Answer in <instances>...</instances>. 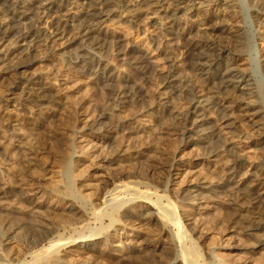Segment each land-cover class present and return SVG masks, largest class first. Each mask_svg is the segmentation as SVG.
<instances>
[{
  "label": "bare ground",
  "instance_id": "6f19581e",
  "mask_svg": "<svg viewBox=\"0 0 264 264\" xmlns=\"http://www.w3.org/2000/svg\"><path fill=\"white\" fill-rule=\"evenodd\" d=\"M234 1L235 0H0V73L8 77H13L11 79L12 81L7 85L6 90L0 93V109H2V111L4 110L5 114L8 112H12V114L14 112L17 113L19 112L20 106L28 103L31 106L29 108L34 111L35 115L43 120L49 121L59 109L67 106L69 107L73 99L82 96L86 88L93 86L92 78L87 75L89 72L93 74V77H104L109 86H114V89L112 88L114 93L113 91L111 92L115 94L117 101L113 106V110L120 114V116H123L121 118L120 128L123 123L124 126H127V128L125 126L126 132H124L126 133V138L124 141L113 149L110 148L109 151L107 150L108 152H104L106 151H103L104 147L97 145L98 147H95L97 148L96 154H88L87 158H85L87 164L84 169L76 170L75 167H73L78 163L79 159H81L80 155L74 156V153H71L70 156H64L62 155L63 153L60 154V156H63H61L62 163L59 168L60 170H55L56 172H51L49 175L46 174L42 178L40 176L41 179L39 178L41 184H45V186L48 187L45 191H48L49 194L55 196L58 200L55 199L56 201L53 202L54 204L50 203V205H48L49 208L51 207L52 210H57L62 207L65 213H63L64 217L66 215L69 221H75L77 220L75 218H78L77 216L81 211L79 206L91 205L94 193L98 190L103 191V186L110 183L114 185L113 188L109 191L104 190V194L108 195L111 199L112 212L118 210L119 205L123 207L121 203L125 202H122V196H130L132 198L130 201H126L127 204L135 203L136 205L137 203L139 207L145 210L144 213L139 215L138 212L136 213L137 209L131 210L130 208H125L120 213V215L122 214V218H125V221L123 220L126 222L125 224L139 220L146 223L157 222L158 220L161 223L163 222V224L168 223V226H174L178 231V237L180 240H183L185 231H183L182 223L178 220L179 218L177 219V215H175L171 205L168 206V208L163 207V204L161 206V203L159 204L157 202V198L155 200L149 192H138V186H140L139 182L115 185L114 179L111 178V172L114 171V169L117 170V167H119L118 160L116 159L118 156L125 159V161L132 160L135 163L148 160L146 159L148 158V153L146 152L149 148L146 140L153 135L155 122L163 123L166 117L176 118L178 116H181L183 119L182 133L184 137L186 133H189L192 136L191 144H198L207 151L204 152L205 154L203 155L202 153L199 156L196 155L193 160L180 158L175 166H169V169H166L168 173L167 179L163 182L167 190L174 193L188 205L197 206L198 211L203 215H209L214 211L206 204L203 206V201L209 200V203L213 204L217 202L220 203L222 198L220 199L219 194L229 189L232 191L231 194L229 193L230 191H228L230 196L233 192H236L234 194L239 193L242 197L253 198V200L257 202L264 200V162H262V165H259V168L256 167V170L254 169L252 172H248L249 166L247 170L245 167L247 165H245L247 159L246 154L254 151V157H256V160L259 159L257 150V154H255V150L252 151V147H243L247 145L246 140H248V138L246 135L237 137L238 139L227 136L223 137L226 134H231L225 125L228 114H230L234 116V120H236L237 123L244 128H248L249 132L255 133L258 142L264 144V122H258V112L254 111L255 108L258 110L263 108V86L258 84L259 81L256 82V78L254 79V75L251 73L253 71H250L252 69L249 68L250 60L244 56L246 55L244 52L246 45L244 42L245 37L243 39L244 35L242 36V31L239 29L237 23L231 20L235 18L232 16L236 8ZM251 2L254 7H251L250 11H254V16L251 15L250 18L252 19L250 20L256 22L259 27L257 30L258 36L256 38L257 54L255 57L258 67L257 72L259 70L260 76L263 77L264 18L262 17L264 16V12L260 8L264 7V0H252ZM31 12H34L37 18L33 26L27 27V25L24 24V20L28 17L30 18L29 15ZM51 13H53V15ZM117 15L118 17H126L134 24H143L148 20L155 21L157 24L155 27L153 26L154 32L161 38L162 42L180 53L182 61L196 73L198 79L197 84L190 86L187 84L186 80L181 78L182 76L179 77L177 74H173V71L167 74L165 73V85L176 83L173 94L174 100L170 102L169 98L165 95L166 93H162L157 98L158 102L154 105H149L148 109H138L132 114L123 115L125 113V95L119 82H126L127 80L124 78L121 70L113 67L111 68V65L109 66V64H111L110 60L105 61L102 59L103 53L107 50L101 53L103 51L100 47L101 44L99 45L96 41L97 37L95 38V36H93L94 33L100 32V27L107 26V23L111 21L112 17ZM13 17L16 18V22L13 21ZM82 17L84 20L80 19ZM54 25L56 26L53 27ZM35 28H41L44 29V31L46 29V31H48V34H46L48 36L44 37V34L43 37L45 39L41 38V41L39 40L40 42L48 41L49 43L53 40L58 41L62 37L65 38L69 35L73 42H78V44L83 45L79 46L80 48L78 47L79 49L77 52L79 53L75 55L73 61L77 63L75 62L77 59H80L79 61L83 59L81 62L82 65L80 66L82 67L81 73L82 76L87 75V82H81L73 86L64 80L56 84L49 80L46 68H33L34 62L37 60L32 62L31 60H27L28 62L26 60V62L24 61V55H26L24 53L29 52L35 45H39L35 44L37 43V38L35 37L37 34L34 33ZM129 34L130 32H126L125 36ZM10 35H12L13 38L12 43L8 45V48H3V43ZM224 38L228 41L227 44L226 42L224 44L221 42ZM68 41H70V39ZM137 43L143 46L138 53L122 51V53L119 54V60L134 66L135 70L137 69L144 75L151 76L154 72L155 77H162L168 61L166 62L164 59L165 57H160L161 54H159V51L157 52L158 49L154 51L149 50L147 44L144 43V41L142 42V40H138ZM109 51L113 54L112 49H109ZM93 62L97 65L96 69H92V67H94L91 65ZM104 63L106 65H103ZM125 86L127 85L125 84ZM230 86L232 90H228ZM124 88L127 89V87ZM230 91L240 92L243 97L247 98V102L233 101ZM185 97L190 98L188 100L186 99V105H182L181 103L185 102L183 101ZM230 98L232 102L229 101ZM9 107L11 110L7 111L6 109ZM183 111L184 113H182ZM211 116L218 119L222 126L219 130H225L224 132L222 131L221 134H218L217 131L215 133L213 130L209 131L205 127L206 121ZM103 118L104 116L99 115L98 122L96 121V124L93 123L95 128L91 125V127L94 128L92 133L99 140L104 137L102 133L106 131L101 122ZM9 127V147H0V154L3 157L2 161H0V170L5 166H17L23 172L28 174L33 173L38 167L35 168L36 164L31 157L33 151L32 136H30L29 133H24L18 120H12ZM111 130L113 131L114 129ZM125 133L122 134L125 136ZM105 137H107V133ZM187 139H189V137H187ZM213 143L216 144L214 145ZM241 143L244 145L241 146ZM224 156L230 159V161H228V175L225 179L222 172L223 167L226 165L223 159ZM224 181L229 183V185L226 184V187H224ZM77 187H81L84 192H78ZM29 194L21 193L17 195L15 188L7 183L0 182V209H6L7 211H26L34 218L40 220V223L42 221L43 224L45 222L47 226H51L50 228H53V230L60 229L64 226L66 222H64V220H67L66 218L63 219L62 222L57 219L56 221L54 219L51 221L44 216L42 212L44 207L42 203H40L41 201L27 204L26 202H28ZM38 194H41V192L35 193V195ZM41 198L42 195H40L39 199ZM39 199L37 198V200ZM110 202L108 204H110ZM242 202L243 200H241V203ZM201 203L203 205L200 207L199 205ZM108 214L106 215H108L109 219V216L111 217L112 215L111 212ZM99 215L102 216L101 213ZM78 221L82 223L81 220ZM125 224L111 222L107 227H102L105 229L103 234L97 232V235L78 236L79 238L64 243H60L57 239L55 240L51 236L52 232H44L39 227H36L35 232L38 233L39 240L37 244L40 247L39 252H35L33 249L31 250L29 246L28 249H24L23 252L25 254L22 253L25 255V258L18 260L20 259L17 258L19 256L12 254L11 256L9 255L12 260L0 258V264H62L63 262L54 258V256H56L63 247L67 249L73 248L69 253H77L78 255L85 254L87 257L88 255L89 257H93V255L100 253L102 256L109 253L110 245H113L110 243L116 241L132 242V231L127 230ZM5 232V230L0 228V244H7L14 239L11 237L13 231H9V234ZM247 232H249L247 236L252 241V252H264V223H258L257 226ZM101 246L105 248L103 251L100 249ZM183 248L181 249V254H183ZM185 250L184 252H186ZM13 256L15 257L12 258ZM180 256L182 258L184 257L182 255ZM49 257H52V259ZM189 260L187 261V258H185V264H189ZM179 262L182 264V261H178V263ZM191 262L190 264H193ZM261 262L262 261H260V264ZM166 263L177 264V259H172L170 262Z\"/></svg>",
  "mask_w": 264,
  "mask_h": 264
},
{
  "label": "rangeland",
  "instance_id": "374dc122",
  "mask_svg": "<svg viewBox=\"0 0 264 264\" xmlns=\"http://www.w3.org/2000/svg\"><path fill=\"white\" fill-rule=\"evenodd\" d=\"M251 1L252 0H235L234 2L236 4V8L234 14H232L235 18L232 17L233 19L231 20L237 23L239 29L242 31V36L244 35L243 39L245 37L244 42L246 45L244 52L246 55L244 56L250 60L249 68L252 69L250 71H253L251 73H253L254 79L256 78V82L259 81L258 84L263 86L262 94L264 96V75L261 77L260 71L258 70L257 72V60L255 58L257 54V30L259 27L256 22L250 20L252 19L250 16H254V11H250V8L254 7ZM260 9L264 12V7H261ZM51 14L53 15V13ZM29 16L31 19L28 17L24 20V24H26L27 27L33 26L34 21L37 18L34 12H31ZM125 18L126 17L124 16H114L111 21L107 23V26L100 27V32L93 34L95 38L97 37L96 41L99 45L101 44L100 47L103 50L101 53L107 50L103 53L102 59L105 61L110 60L111 64H109V66L111 65V68L113 67L121 70L124 78L127 80L126 82H119L125 95V113L123 115L132 114L138 109H148L149 105H154L158 102L157 98L162 93H166L165 95L169 98V101L172 102L174 100L173 94L176 88V83L165 85L164 81L167 73L173 71V74H177L179 77L182 76L181 78L186 80L187 84L190 86L197 84L198 79L196 77V73L182 61L180 53L162 42L161 38L154 32L153 29L157 24L155 21L148 20L143 24H134ZM262 18H264V16ZM80 19L84 20L83 17ZM13 21H17L15 17H13ZM55 26L56 25L53 27ZM45 31L41 28H35L34 33L37 34H34L37 38H35L37 40V43L35 44L39 45L34 44L35 46L32 47L29 52L24 53L26 54L24 55V61L31 60L32 62L37 60L34 62L33 68H46L49 80L53 83L58 84L60 81L65 80L70 85L75 86L81 82H87L86 77L89 75V77L92 78L93 86L86 88L83 91L82 96L73 99L71 101L72 104L69 107L67 106L59 109L53 118L49 119V121L43 120L39 116L35 115L34 111L29 108L31 106L28 103L20 106L19 112H14L13 114L12 112L5 114L4 110L2 111V109H0V147H9V126L12 120H18V123L24 133H29V135L32 136L33 151L31 157L36 164L35 168H39L35 169L33 173L28 174L21 171L17 166H5L0 170V182L7 183L15 188L17 195L21 193H30L31 196L30 194L28 195L27 204H30V202L41 201L40 203H42L44 207L42 212L49 220L52 221L54 219L56 221L57 219L62 221L65 218L67 219L64 220V222H66L63 227L53 230V228H50L51 226H47L45 222L43 224L42 221L40 223V220L34 218L26 211H7L6 209H0V228L5 230V233L7 234H9V231H13L11 237L14 238L12 239L13 241H9L7 244H0V258H3L4 260L7 258L10 259L12 254L19 256L17 257L20 258L18 260L25 258V253L23 251L24 249H28L29 246L31 250L33 249L35 252H39L40 247L37 244L39 239L38 233L35 232L36 227H39L44 232H52L51 236L55 240L57 239L60 243H64L69 240H75V238L77 239L84 235H97V232L99 234H103L105 229L102 227H107V225L111 222L125 224V218L123 219L122 214L120 215L125 208H130L131 210L137 209L136 213L138 212L139 215L145 212V210L139 207V204L137 205V203L136 205L135 203L127 204L126 201H130L132 199L130 196H122V202H125L126 204L121 203L123 204V207H120L119 205V211L116 210L117 212H112V204L110 202L111 199L108 195L104 194V190L109 191L113 188L114 185H111L110 183L103 186V191L98 190L94 193V195L92 194L93 201L91 205L79 206L81 211L79 210L80 214L77 216L78 218H75L77 219L75 221H69L66 215L64 217L65 213L62 210V207L57 210H52L51 207L49 208L48 205L55 202L57 198L49 194L48 191H45L48 187H46L45 184H41L40 179L44 177V175H49V173L54 172L55 170L57 171L61 167L62 155L70 156L71 153H74V156L80 155L81 159H79L78 163L73 167H75L76 170L84 169L87 164L85 158H87L88 154H96L97 148L95 147H104L103 151L106 150L104 152H108L110 148L113 149L115 146L124 141L126 138V125L124 126L123 123L120 128L122 121L121 118L123 116H120V114L113 110V106L117 101L115 94H112L111 92L113 91L112 88L114 86H109L104 77H93V74L89 72L86 76H82V67L80 66L82 65L81 62L83 59L81 61H79L80 59H77V61H75L77 63H74V57L79 53L77 52L80 48L79 46L83 45L78 44V42H73L69 35L65 38L62 37V40L60 39L58 41L53 40L49 43L48 41H45L46 43L40 42L41 38L48 36L46 35L48 34V31ZM126 32H130L131 35L129 34L128 36H125ZM10 37V39L8 38L3 43V48H8V45L12 43V35H10ZM68 38L70 41H68ZM138 40H142V42L144 41V43L148 46L147 48L151 51L158 49L157 52L159 51V54H161L160 57H165L164 59L166 62L168 61L166 69L167 67L170 69L169 71L168 69H165L162 77L156 76V78L154 76V72L151 74L152 77L150 75H144L137 69L135 70L134 66L119 60V54H121L122 51L138 53L139 50L143 48L141 44L139 45V43H137ZM221 42L223 44L226 42L227 44L228 41L224 38ZM109 49L113 50V54L110 53ZM91 65L94 66L92 69L97 68L95 62ZM103 65L106 64L104 63ZM12 78L13 77H8L3 73H0V93L6 90L7 85L12 81ZM125 84L127 86H125ZM123 86L127 87V89ZM228 90H232L231 86ZM230 92L232 93L230 94L233 101L247 102V98L243 97L240 92ZM189 98L190 97H185V100H183L185 101L183 102L184 104H181L186 105V101ZM232 99L230 98L229 101L232 102ZM262 106L263 108L260 110L256 108L254 109V111L258 112V122H264V103ZM6 110H11V108L9 107ZM182 113H184V111ZM99 115L104 116V120L101 119V122L103 124V128L105 127L106 129V131L102 133L104 137L100 138V140L92 133L95 128L93 123L96 124L98 122ZM182 120V117L178 116L176 118L166 117L164 118L163 123L155 122L153 135L151 134L152 136H149L150 138L146 140L149 148L146 152L148 153V158H146L148 160H142L135 163L132 160L125 161V159L118 156L116 159L118 160L119 167H117V170L114 169V171L111 172V178L114 179L115 185H119L121 183L139 182L140 186H138V192H149L155 200L157 198V202L159 204L161 203V206L163 204V207L168 208V206L171 205L175 215H177V219L179 218L178 220L182 223L183 231H185L183 240H180L178 237V231L176 228L171 225L168 226V223H164L166 225L165 226L163 222L161 223L158 220L157 222L155 221L151 223L139 220L125 224L127 230L132 231V242L116 241L110 243L113 245H110V251L107 254L101 256L99 253L93 255V257H89V255L87 257L85 254L78 255L77 253H69V251L73 248L67 249L63 247L64 249L61 248L59 253L54 256V258L61 260L63 262H61L62 264H167L166 262H170L172 259H177V264H180L178 261H182V264H185V258H187V261L190 259L189 264L192 259L191 263L193 264H260V261H262L261 264H264V252L253 253L251 247L252 241L247 236V233H249L247 231L257 226L258 223H264V200H260L262 202H257L256 200L254 201L253 198L250 199L242 197L239 193L234 194L236 192L232 193L231 198L230 194L232 191L229 189V194L227 190H223L225 192L219 194L220 199L222 198L220 203L217 202L213 204L209 203V200H205L203 201L204 205L202 203L199 205L201 207L206 204L212 208V211L214 210V213L212 212L213 214L203 215L198 211L197 206H191L185 201L183 202L163 185V182L166 181L168 174L166 169H169V166H175L178 159L182 158L185 160H193L196 155L199 156L201 153L203 155L205 154L204 152L207 151L198 144H191L192 136L189 133H186L184 137V134L182 133ZM91 125L94 128H92ZM225 125L231 134H226L223 137L227 136L233 139H238L237 137L246 135L248 138V140H246L247 145L241 143V146L244 145L243 147H252V151L255 150V154L258 153L257 155H259V159H257V161L256 157H254V151L246 154V170L248 166L250 168H248V172H252L256 167L259 168V165H262V162H264V144L262 142H258L255 133L249 132L248 128H244L237 123V121L234 120L233 115L228 114ZM205 127L209 131L213 130L215 133L217 131L218 134L225 131L222 129L219 130L222 126L220 125L218 119L212 116L206 121ZM111 129L114 130L112 131ZM106 133L107 137H105ZM122 133H125V136ZM187 137H189L190 140L187 139ZM213 144L215 145L216 143ZM60 154H62V157ZM224 157L223 159L225 160L226 165L223 167L222 172L225 179L228 175V161H230V159L229 157ZM2 159L3 157L0 154V161H2ZM226 181L223 183L224 187H226V184L229 185ZM39 191L41 194L35 195V193ZM77 191L81 193L84 192L81 187H77ZM40 195H42L41 199H39ZM37 198L39 200H37ZM241 200H243L242 203ZM109 202L110 204H108ZM110 212L112 216H109L108 219V215H110L108 213ZM100 213L102 216L99 215ZM78 220H81L82 223ZM182 248L183 254L185 255L181 254ZM100 249L103 251L105 248L101 246ZM184 250L186 252H184ZM180 255L184 257L182 258ZM49 258L52 259V257Z\"/></svg>",
  "mask_w": 264,
  "mask_h": 264
}]
</instances>
